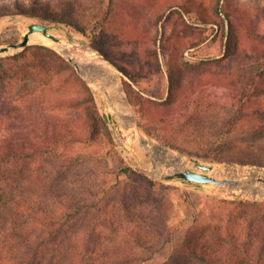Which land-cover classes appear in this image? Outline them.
<instances>
[{
	"label": "trees",
	"instance_id": "trees-1",
	"mask_svg": "<svg viewBox=\"0 0 264 264\" xmlns=\"http://www.w3.org/2000/svg\"><path fill=\"white\" fill-rule=\"evenodd\" d=\"M28 1V5L14 2L18 14L55 22L84 36L93 29L91 44L136 81L133 74L103 48L114 42L109 31L114 0ZM141 2L158 13L169 4L168 16H165L166 11L157 16L163 34L174 17L171 15H184L177 16L171 34L161 41L169 91L163 104L150 108L156 119V138L172 149L180 148L165 133V130H171L172 134L181 131L175 125L177 120L168 123V117L175 113L166 105L172 104L180 89L184 68L196 71L214 62L212 59L189 62L182 53L184 47L180 48V37L198 34L199 40L189 45V49H193L209 40V36L204 37L207 27L219 23L217 26L223 29L225 55L215 62L225 66L218 76L225 81L232 112L218 121L215 134H221L223 139L212 145L208 153L214 163L264 166V143L257 142L264 135V34L252 26L253 21L263 22L264 17L238 16L239 10L234 9L229 0H217L211 7L212 13L218 15L214 20L202 16L209 5L205 0ZM193 12L198 15L196 18L190 16ZM239 26L245 30L241 31ZM241 34H247L250 40L247 50L239 49ZM173 38L175 42L171 41ZM155 52L161 56L159 50ZM22 81H28L22 96L32 120L37 102L33 93L43 91L41 106L36 109V120L45 138L43 144L35 142L31 136L21 141L17 132L19 112H23L20 96L8 98L9 91H5L19 86ZM74 87L78 89L77 94ZM130 95L133 97L131 92ZM101 104L103 101L95 96L71 64L53 49L27 47L14 56L0 58V264H145L152 260L163 264H264V199L235 195L199 197L193 204V224L177 242L186 218L174 197V188L165 184L167 181L142 174L133 177L131 182L122 181L119 172H110L101 190H96L99 187L96 182L100 180L96 176L89 178L92 186L88 191L69 192L65 188L66 177L42 172L44 165L37 154L54 152L57 155L70 142L94 146L104 137L114 143V131L110 130L109 135L105 131L104 136L101 120L105 127L115 120L112 117L111 121L104 113L100 118ZM64 110H69L68 114ZM66 115L81 128L71 129L65 123ZM10 118L12 123L8 125ZM250 118H257L254 126H248L242 137L237 136V141H230L229 137L240 130L236 125ZM161 123L166 125L161 127ZM31 134L38 136L35 130ZM174 180L191 188L202 185ZM87 195L89 197H85ZM169 246L170 254L158 256Z\"/></svg>",
	"mask_w": 264,
	"mask_h": 264
},
{
	"label": "rangeland",
	"instance_id": "rangeland-1",
	"mask_svg": "<svg viewBox=\"0 0 264 264\" xmlns=\"http://www.w3.org/2000/svg\"><path fill=\"white\" fill-rule=\"evenodd\" d=\"M16 1L27 5L30 3L28 0H0V45L21 41L27 27L32 23H44L49 25L54 34L72 43L69 50L77 61L84 64L81 68L82 72L86 70L93 74L102 75L100 71L109 70L115 77L121 78L128 96V102L136 116L140 130L144 137L153 145L152 147H138L134 142L131 132L122 127L120 123L116 121L111 122L108 123V127H105L101 120L103 135L105 131L108 132V135L110 130L114 131V143H111L109 138L104 137L99 139L98 143L94 146L85 144L79 145V143L70 142L69 146L63 151L61 150L57 155L54 152L48 155L41 153L37 154V158L41 160L42 165H44L42 172H52L54 176L66 177V190L69 192L74 189H80L79 192L88 191L92 186L89 178L92 179L96 176L100 178V180L96 182V184L99 185L96 190H101L103 189L101 185L105 182L106 176H108L110 172H119L122 181L131 182L132 178L139 174L157 179L153 176V172L149 170V166H154L156 169L155 171H160L162 173L170 172L172 169L171 165L178 168L187 167L199 171L194 166V163L212 166L213 169L209 174L219 180L247 181L260 178V176L254 177L238 169L253 168L256 170H264V166L242 165L237 163H214L211 155L208 153V149L212 145L219 143L223 139V137L220 136L221 134H215L218 121L224 119L225 116L228 117L232 112L230 101L226 98L228 89L225 88V81L219 80L221 75L218 76L224 72L225 66L221 62H215L216 59H222L225 55L223 29L217 26L219 23H212L210 27H207L204 37L209 36V40L205 44L193 49H189V45L192 44L194 40H199L198 34H190L187 37L182 35L183 38L180 37L179 39L181 44L180 48L184 47L182 53H185L189 62L197 63L202 59H212L214 62L196 71H190V68H184L182 70L180 89L176 91V96L172 104L166 105L167 108L171 107L175 113L173 115L171 113L168 117V123L177 120L178 124L175 123V125L181 128V131L176 134H172L171 130L169 132L165 130V133L169 135L168 137L175 144L180 146L178 149H172L164 142L158 140L154 135L157 131L155 124L156 119H154L151 114L152 110H150V108L159 107L168 97V69L166 59H163V54H161V41L164 39V36H169L171 34L174 21L177 19V16L182 15L181 13L171 15L174 17L167 27V32L163 34L161 24H157V16H161L165 11V16H168L170 12L168 11L169 4H166L163 9L159 11L161 13H158L154 12L152 8L150 9V7L143 5V2H141L143 0H114L113 20L110 23L109 29L113 35L112 39L114 42L111 46H105L103 48L110 52V55L118 64L126 67L133 74L136 80L134 82L126 76L114 62L108 59L103 52L91 44L90 37L94 32L92 31L93 29H90L87 35L84 36L80 32L72 28L68 29L66 26H61L58 23L44 21L31 17V15L28 14H18L13 7ZM168 2L180 3L185 2V0H168ZM205 2L209 5L207 6V11H203L202 16H209L208 18L214 20L218 15L212 13L211 7L215 5L217 0H205ZM229 2L234 9L239 10L240 13L238 16L264 17V0H229ZM190 16L196 18L198 15L193 12ZM182 26H180V28H183ZM252 26L257 32L264 34V20L260 23H255V21H253ZM239 28L241 31L245 30L243 26H239ZM68 34L71 36L68 37ZM75 40L80 41L82 45L76 44L74 42ZM171 41L175 42L176 38H173ZM249 43L250 40L247 38V34H241L239 49L243 50L246 48L247 50ZM34 46H43L53 49L66 59L59 51V46H55L53 43L30 42L28 47L31 48ZM157 50L160 51L161 56L155 54ZM30 52L28 54H30ZM16 54H0V58H7ZM71 66L78 76L84 80L80 76L78 68L72 64ZM111 67H114L116 72H113ZM126 82L129 84H126ZM27 83L28 81H22L19 86L11 87L9 90L6 89L5 92L7 93V91H9L7 94L8 98L16 94L20 96V107L23 112H19L20 119L19 122L16 123L20 140L25 141L31 136L35 142H41V144H43L45 140L43 131L36 120L38 116L36 109L41 106L40 102L43 98V96H41L43 91L38 90L36 93H33L37 102L35 110H33L34 117L32 120L30 118L31 115L25 110L27 108L26 101L25 97L22 96V93L26 92ZM39 85L40 83H38L37 86ZM88 85L91 90L94 91L95 96L103 101V104H101L99 108L100 118H103V113L106 115L108 113L110 114L112 110L107 104V101L102 99L101 91L93 85ZM73 90L75 91L74 93L77 94L78 89L74 87ZM130 92L133 94V97L130 95ZM136 98L139 102L143 99L140 105H137L139 103ZM151 101L154 103H150ZM176 101L178 102L176 103ZM68 112L69 110H64L65 114H68ZM218 113L220 114L219 116ZM64 119L66 120L65 123L70 126L71 129L81 128V125L74 123L71 116L69 117L66 115ZM11 120L12 118H10V120L8 119V125L12 123ZM246 121L247 122H240L236 125L240 130L235 131L234 136L229 137L230 141H237L239 139L238 137H242L247 131L246 128H248V126H254L255 122H257V118H250ZM164 125L166 124L161 123V127ZM32 130H35V133L41 138L34 134L32 135ZM161 131L164 130L161 129ZM11 136L13 137V133ZM6 138L10 137L7 136ZM250 142L253 141L250 140ZM257 142L264 143V135L262 140H258ZM53 143H55V140ZM167 149H170L174 153H169ZM178 156L181 157L182 160H179ZM165 184L174 188V197L177 199L178 203H180L182 214L186 218L185 224L181 227L177 235V242L183 239L184 234L193 224V204L199 197L201 199H207L211 197L224 198L235 195L238 198L247 197L255 199L249 194L251 191L248 192L244 188H234L227 184H206L195 188L187 187L183 182L178 180L167 181ZM253 186L254 188L264 189L262 181L254 183ZM85 197L89 196L87 195ZM171 251L172 248L169 246L166 252L160 253L158 256L165 257L164 255L170 254ZM145 264L163 263L160 260H152Z\"/></svg>",
	"mask_w": 264,
	"mask_h": 264
},
{
	"label": "water",
	"instance_id": "water-1",
	"mask_svg": "<svg viewBox=\"0 0 264 264\" xmlns=\"http://www.w3.org/2000/svg\"><path fill=\"white\" fill-rule=\"evenodd\" d=\"M41 33L48 39L58 43L59 51L66 57V59L79 70L80 76L90 85L95 86L102 93V99L107 101V104L111 108L112 112L107 114L108 118L112 121V117L117 123H120L122 127L129 130L134 139L135 144L138 147H152V143L148 141L140 130L139 123L134 115L130 104L128 102V96L124 88L123 82L120 77H114L113 75H108L106 71H100L102 75L93 74L89 71H81L83 63L76 60L71 51L69 50L72 43L69 40L59 37L51 31V27L44 23H32L27 27V30L24 32L22 40L17 43H8L6 45H0V54L1 55H11L21 52L27 48L30 44V36L34 33ZM78 45H82L80 41H74ZM104 56V55H103ZM105 57V56H104ZM107 60V59H106ZM109 61V60H108ZM105 79L111 81V85H105ZM114 89L118 97L117 99L111 97V92ZM167 151L171 154L174 152L170 149ZM194 166L199 170H193L191 168L183 167L178 168L174 165H171L170 172H160L155 171L154 166H149V170L153 172V176L160 181H168L174 179H181L197 184H216L223 185L227 184L234 188H244L246 191H251L249 194L252 198L263 199L264 191H260L257 188H254L253 184L261 181V179L256 180H247V181H235V180H219L209 172L213 169L212 166L201 163H194Z\"/></svg>",
	"mask_w": 264,
	"mask_h": 264
},
{
	"label": "bare ground",
	"instance_id": "bare-ground-1",
	"mask_svg": "<svg viewBox=\"0 0 264 264\" xmlns=\"http://www.w3.org/2000/svg\"><path fill=\"white\" fill-rule=\"evenodd\" d=\"M30 42H42V43H45V44H51V43H53L55 46H58V43H56V42L48 39L47 37H45L44 35H42L41 33H38V32L37 33H34V34H32L30 36ZM111 70L113 72H116V69L114 67H111ZM106 73L108 75H113L115 77V75L112 74L111 71H109V70L106 71ZM105 80H106V81H104L105 82L104 83L105 85H108V86L111 85V81L109 79H105ZM111 90H112L111 97L117 99V97H118L117 92L114 89H111ZM178 159L179 160H182V158L179 157V156H178ZM238 170L241 171V172H247V174H249L251 176H254V177H259L260 176L259 179H261V181L264 184V170L263 169L256 170V169H253V168H245V169L242 168V169H238ZM257 189L260 190V191H264V189H260V188H257Z\"/></svg>",
	"mask_w": 264,
	"mask_h": 264
}]
</instances>
